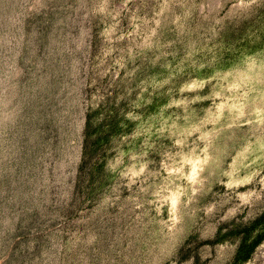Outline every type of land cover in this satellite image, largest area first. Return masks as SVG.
Returning <instances> with one entry per match:
<instances>
[{"label":"rangeland","instance_id":"1","mask_svg":"<svg viewBox=\"0 0 264 264\" xmlns=\"http://www.w3.org/2000/svg\"><path fill=\"white\" fill-rule=\"evenodd\" d=\"M0 264H264V0H0Z\"/></svg>","mask_w":264,"mask_h":264}]
</instances>
